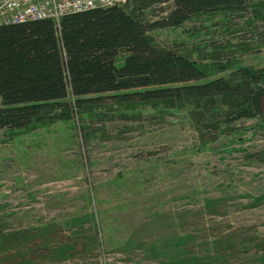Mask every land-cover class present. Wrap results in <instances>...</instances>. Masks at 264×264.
Instances as JSON below:
<instances>
[{
	"label": "rangeland",
	"instance_id": "rangeland-1",
	"mask_svg": "<svg viewBox=\"0 0 264 264\" xmlns=\"http://www.w3.org/2000/svg\"><path fill=\"white\" fill-rule=\"evenodd\" d=\"M250 5L264 16V0ZM223 20L150 34L264 67V19ZM121 112L0 130V264H264V104L208 143L183 110Z\"/></svg>",
	"mask_w": 264,
	"mask_h": 264
},
{
	"label": "trees",
	"instance_id": "trees-1",
	"mask_svg": "<svg viewBox=\"0 0 264 264\" xmlns=\"http://www.w3.org/2000/svg\"><path fill=\"white\" fill-rule=\"evenodd\" d=\"M251 1L127 0L66 14L58 24H0V130L12 139L99 108H120L121 119L132 120L148 107L185 111L202 143L229 134L235 122L262 116L264 67L240 66L216 49L195 59L150 31L216 15L251 27L253 17L264 19ZM252 51L251 43L242 49Z\"/></svg>",
	"mask_w": 264,
	"mask_h": 264
},
{
	"label": "built area",
	"instance_id": "built-area-1",
	"mask_svg": "<svg viewBox=\"0 0 264 264\" xmlns=\"http://www.w3.org/2000/svg\"><path fill=\"white\" fill-rule=\"evenodd\" d=\"M127 0H0V24L51 19L56 24L70 13L106 8Z\"/></svg>",
	"mask_w": 264,
	"mask_h": 264
}]
</instances>
